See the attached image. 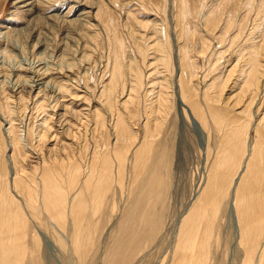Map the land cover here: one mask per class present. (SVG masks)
Masks as SVG:
<instances>
[{
	"label": "rangeland",
	"instance_id": "rangeland-1",
	"mask_svg": "<svg viewBox=\"0 0 264 264\" xmlns=\"http://www.w3.org/2000/svg\"><path fill=\"white\" fill-rule=\"evenodd\" d=\"M12 1L0 0V82L5 87L12 88L15 82L13 75L17 74L22 77L21 79L27 81L23 84L34 85L37 82L36 73L38 72L47 76V82L45 81L46 83L42 85L44 91H48L61 83H71L73 85L74 90L71 88L73 96L63 94L58 101L49 99L48 96H46L47 101L39 98L42 105L45 103L47 106L46 102L50 103V108L44 106L47 110L43 111L44 109H42L43 113L38 108L37 110L34 108L33 111L27 113L28 117L26 118L22 112L23 107L18 109L17 112L18 116L24 119L23 125L27 126L26 129L37 126L42 120L41 117L44 119L52 115L53 119L52 116L50 118L52 119V126L55 125L53 127L54 134L57 137L59 136L55 143L64 144L70 148L74 147L76 150L70 153L73 155V158L70 159L76 161L79 169L84 172L90 171L89 164L92 150L95 148L101 149L105 147V144L110 148L114 142L109 127H106L108 131L105 128L97 131L93 129L92 116L86 117L85 115L96 110V112L104 114L105 117L106 112L112 113V121L117 115L126 118L125 108L117 104L122 103L124 100L121 102L115 100L118 99L120 92H126L131 87L133 76L138 75L142 80L139 77L138 101L135 106L130 105L128 110H133L135 107L137 110L138 107L141 108L145 104H150L149 98L159 95V92H164L165 89L168 94L172 95V87L180 83L179 79L183 80V77L180 78L179 74L180 49L183 52L186 51L190 55V63L196 69L199 68L195 73L198 74L200 80H202L200 72L202 76L207 75V80L205 79L198 86L200 91H203L207 84L209 85L214 80L212 78L219 77L218 73L221 77L219 81L226 80L221 88L222 93L227 92L232 84L240 85L241 80L238 79L241 78V70L243 71L248 67L245 61H249L248 56L256 54V51V58L263 60H257L259 63L261 62L259 66L264 63V58L261 56L262 46L264 45V0H32V5L28 9L30 12L24 8L13 6ZM180 10L181 12H179ZM212 10H218L217 14ZM35 12L36 15L38 14L37 16H35ZM182 12H184V15ZM212 12L217 17L215 16V22L208 27L206 22L208 15ZM84 13L88 17L86 15L84 17ZM30 16L37 17V20L35 18L32 20ZM46 17L54 18L46 20ZM80 18H83L82 21H79ZM64 21L85 22V26L79 27L80 30H78V23L63 24ZM49 24H52L54 30ZM206 27H208V31ZM111 37L112 40H110ZM116 39L119 45L122 43L120 45L122 47L120 70L124 73L121 72L123 77L121 76L118 81V86L115 85L113 92V100H115L113 101V107L109 105L112 107L109 108L106 104L104 105L107 100L100 95V90L112 85V82H110L112 81V72L110 71L113 70L117 44L111 42ZM179 39L181 40L179 41ZM43 40L44 44L47 40L45 45L41 43ZM32 41L40 43H36L39 47H35L36 45ZM21 43H23L22 46ZM45 46L47 47L45 48ZM159 50L161 52H158ZM38 53H40L39 56ZM199 53L200 55H198ZM123 67L125 68L123 69ZM128 75L132 76L128 77ZM261 75L263 90L264 74ZM227 76L228 78H226ZM4 77L5 79H3ZM125 78H127L126 81ZM236 79L240 84L235 81ZM65 80L69 81L66 82ZM128 81L129 83H127ZM197 82L194 81L192 84L197 86ZM47 86H49V89ZM153 86L156 87L153 88ZM171 102L173 103V108L170 111L171 115L168 118L166 127L163 128L162 134L158 136L159 141L164 144L161 150L163 151L162 157L166 161V163L164 161H162V164L160 163L162 170L159 178L163 181V187L157 194L161 193L149 197L145 196L146 176H143L139 182L133 185L132 178L128 175L130 166L127 161V173L122 176L123 191L114 182L109 190L102 194L99 207L90 204V207L94 209L92 214L94 229L91 233L93 245L90 248L87 245L85 254L79 258H73V256L68 255L63 249L59 248L57 243L55 244L56 239L49 231H45L35 223V226L30 223L29 229L42 232L48 240V247L46 248L41 243L36 247L32 246L33 257L36 261L41 258V264L175 263L176 254L178 253L176 249L178 225L187 214L191 204L194 203L196 191L200 186V176L204 167V151L197 133L192 130L189 122L185 119H182L181 123L179 122L176 116L174 98H171ZM40 103L39 106H41ZM53 104L59 107L56 112H53L55 115L50 112ZM89 105L90 109H88ZM72 111L76 114H84V117L80 115V117L82 116L80 120H76L78 118L72 116ZM138 112L139 115L137 111L136 115L140 118L137 126H133V129L136 128L135 131L142 134L144 120L141 118L143 117L142 111L138 109ZM82 118L83 120H81ZM108 119L110 121V117ZM128 122L131 123L130 120ZM69 126L72 128H69ZM207 126L210 128V131L208 129L207 132L210 135L212 133L210 139L213 137L211 141H214L216 136L213 131L214 126L211 123H208ZM1 127L4 128V124ZM66 128L67 131L70 130L69 135L66 133L67 137L60 134ZM25 142L30 144L27 138H25ZM76 152L80 153L81 157H77L78 153ZM66 155L58 157L64 161L62 167H60L63 174L67 172L70 166L69 162L71 163V161H67ZM106 155L112 161H115L110 152ZM129 156L131 157V155ZM61 186H68L65 177L61 179ZM93 201L99 202L97 200ZM227 210L228 198H223L220 207L215 209L216 214L213 223L216 239L214 238L211 241L212 244L209 250L211 255L208 256L210 260H203L202 264H240L239 259L241 256L234 244L235 233ZM234 256L235 258H233Z\"/></svg>",
	"mask_w": 264,
	"mask_h": 264
},
{
	"label": "bare ground",
	"instance_id": "bare-ground-1",
	"mask_svg": "<svg viewBox=\"0 0 264 264\" xmlns=\"http://www.w3.org/2000/svg\"><path fill=\"white\" fill-rule=\"evenodd\" d=\"M12 5L18 8H24L30 12L28 9L32 5V0H13ZM217 11L215 10L213 12L217 14ZM213 12L208 15L209 17L206 22V26L208 25V27L215 22L217 17ZM182 13L184 15V12ZM37 15L35 12V16ZM85 15L86 13L83 14L84 17ZM31 18L33 20L37 17L33 16ZM51 18L54 17H46V20H50ZM81 19L83 18H80L79 21H82ZM74 22L78 23V28L85 26V22L78 21H64L62 23L76 24ZM50 26L53 28L52 24ZM208 27H206L207 31ZM35 34L37 33L35 32ZM38 39L40 40V38ZM160 39L162 40V38ZM110 40H112V37ZM116 41L117 39L111 42L117 44L115 61L112 67L113 70L110 71L112 72V81H109L112 82V85L100 90V95L107 100L104 105L106 104L109 108L113 107L115 85L118 86L117 83L122 76V71L120 70V65H122V47L120 45L122 43L119 45ZM43 42L44 40L41 43ZM36 43L34 42L35 45ZM45 44L43 43L42 45ZM35 47H39V45ZM262 47L261 56L264 58V45ZM192 49L194 50V48ZM251 49L253 48L251 47ZM158 52L161 51L159 50ZM180 52L179 74L180 78L183 77V80L179 79L180 83H177L178 86L174 85L172 87V95L168 94V91L165 89L164 92L160 91L159 95L149 98L150 104H145L141 108L138 107L142 111L143 117L141 118L144 120L142 134H139V131H135V127L140 118L138 117V109L136 110L135 107L133 110H128L130 109V105L135 106L139 98L138 85L140 76L138 77V75L132 77L131 87L126 92H120L118 99L115 100L116 102L124 100L122 103L117 104L125 108L128 116L126 118L131 121L130 124L124 116L119 117L117 115L112 121L113 114L110 112H106V117L101 112H96V110L85 115L86 117L92 116L93 120L90 119L93 121V123L91 121L93 129L98 131L105 128L107 130L106 127H109V131H111L114 137V142L110 148L105 144V147L101 149L95 148L92 150L89 172L81 171L78 163L70 159L73 158V155L70 153L76 150L74 147L70 148L64 144L60 145L59 143H55L59 136L57 137L54 134L53 127L55 125L52 126L53 123L51 121L53 116L51 114L52 117H50L52 119L50 117H45L44 119L41 117L42 120H40L37 126L26 129L27 126L24 124V127L23 125L24 119L19 117L17 112L18 109L23 107L22 112L26 118L28 117L27 113L33 111L34 108L36 110L38 108L43 113L42 109L46 111L50 103L46 102L47 106L45 103L42 105L39 98L46 101L48 98L58 101L63 94L73 96V85L71 83H61L51 89L48 88L49 85L47 86L49 90L44 91L42 90L44 87L42 85L47 82V76L44 73L39 74L38 72H35L37 82L34 85H26L28 83L23 84V82L27 81L21 79L22 77L17 74L13 75L15 82L12 88L5 87L0 82V264H41V258L38 261L34 259L32 246L36 247L41 243L46 248L48 247V240L42 232L29 229L30 223H33V226L37 224L45 231H49L56 239L55 244L57 243L59 248L63 249L68 255L73 256V258H79L84 255L87 245L89 248L93 245L91 233L94 229V222L92 220L94 209L90 207V204H95L99 207L100 201H102V194L109 190L114 182L123 191L124 184L122 182V176L127 173V161L130 166L128 175L132 178V184L135 185L143 176H146L145 196L149 197L157 194L163 187V181L159 178L160 171L162 170L160 163L162 164V161L166 163L165 158L162 157L163 151L161 150L164 144L159 141L158 136L162 134L163 128L166 127L168 118L171 115L170 111L173 108L171 98H174L176 116L179 122L181 123L182 119L189 122L192 130L197 133L204 151V167L201 172L202 175L200 176V186L196 191L194 203L191 204L187 210V214L181 219L178 225V244L176 246L178 253L176 254L177 259L174 264H202L203 260H210L208 256L211 255L209 254L212 244L211 241L214 238L216 239L213 223L216 214L215 209L220 207L223 198H228L227 211L229 212V217H231L232 227L235 233L234 244L241 256L239 259L240 264H264V89L262 90L261 87V84H263L261 83V74H264V63L262 66H259L261 62L259 63L257 61L263 60L258 59V57L256 58L257 51L256 54L249 55V61H245L248 67L245 70L242 68L241 78L238 79L239 81L241 80V84L236 79L235 81L239 82L240 85L236 83L235 85L232 84L227 92H221V88L226 80L219 81L221 78L220 73H218L219 77L212 78L214 80L209 85L207 84L203 91H200L198 86L207 78V75L203 73L204 75L202 76L200 72L202 77V80H200L198 74L195 73L199 68L196 69L190 63V55L186 51L183 52L182 49H180ZM122 56L124 55L122 54ZM128 73L130 74V72ZM66 76L71 78L67 74ZM194 81H199L200 83L197 82V86H194L192 84ZM153 84L156 85L154 82ZM155 87L153 86V88ZM25 95L27 96L25 97ZM92 96L94 97L93 94ZM41 102L43 101L41 100ZM116 102L114 103L116 104ZM39 103L41 106H39ZM58 109V105L53 104L50 112H56ZM88 109H90V105ZM136 111L138 115H136ZM56 115L58 114L56 113ZM80 115L84 117V114H76V112L74 113L72 111V116L78 118L76 120H80L82 117ZM108 117H110V121ZM208 123L214 126L213 131L216 134L214 141H211L213 137L210 139L212 133L210 135L207 132L208 129L210 131V128L207 126ZM3 124L4 128L1 127ZM133 126H135V129H133ZM69 128L72 127L69 126ZM69 131L66 128L60 134L66 136V133L68 135L70 134ZM25 138L29 139L30 144L25 142ZM109 152L115 161H112L106 155ZM65 154H67V161H71V163L69 162L70 166L67 172L63 174L60 171V167H62L64 161L58 157ZM77 157H81L80 153H78ZM64 177L68 182L67 187L61 186V179Z\"/></svg>",
	"mask_w": 264,
	"mask_h": 264
}]
</instances>
